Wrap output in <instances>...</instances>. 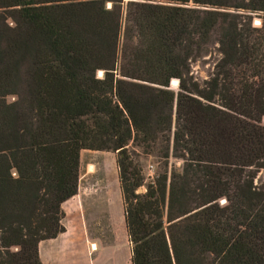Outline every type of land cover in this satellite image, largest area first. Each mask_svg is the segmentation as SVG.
<instances>
[{"label": "trees", "instance_id": "16d2710c", "mask_svg": "<svg viewBox=\"0 0 264 264\" xmlns=\"http://www.w3.org/2000/svg\"><path fill=\"white\" fill-rule=\"evenodd\" d=\"M121 5L0 0V264H40L63 232L81 150L115 152L130 264H264V0L126 1L119 48ZM157 139L144 183L128 147Z\"/></svg>", "mask_w": 264, "mask_h": 264}, {"label": "crops", "instance_id": "0c3cea01", "mask_svg": "<svg viewBox=\"0 0 264 264\" xmlns=\"http://www.w3.org/2000/svg\"><path fill=\"white\" fill-rule=\"evenodd\" d=\"M96 188L78 179L60 204L63 232L37 244L40 264H130L121 199L111 191L96 197Z\"/></svg>", "mask_w": 264, "mask_h": 264}, {"label": "rangeland", "instance_id": "374dc122", "mask_svg": "<svg viewBox=\"0 0 264 264\" xmlns=\"http://www.w3.org/2000/svg\"><path fill=\"white\" fill-rule=\"evenodd\" d=\"M130 0H122L121 13H120V32H119V41L118 47L120 48L123 45V30L125 26V2ZM236 0H230V2ZM238 1V0H237ZM110 3H106L108 8ZM202 9H208L205 6H196ZM8 25H11L9 20H6ZM252 24L253 26H258L259 19L252 15ZM134 33H131V36ZM216 34L211 32L209 35L208 42L203 46V50L200 53L199 57L189 63V73L198 83H201L202 80H205L210 75L213 65L216 60L219 58L217 52L216 44ZM96 76L100 77V73H96ZM171 81H169L170 83ZM172 86V84H170ZM171 90V89H170ZM172 90H177V84L172 86ZM15 99L14 96H7L6 101L11 102ZM261 122L264 123V119H261ZM172 127V125H171ZM162 143L157 139L154 143V147L151 152L145 154L138 149H133L128 147L130 150L135 152V159L141 168V172L144 178V183H147L154 177L156 174L162 172L165 169L163 160L158 156L157 151H160ZM181 165V162L177 159L169 156L167 160V169L171 166H174L178 169ZM78 179L82 184H90L93 186H101L100 189L96 188L95 194L96 197L106 195L107 191H111L114 195H117L120 199L118 183H117V170L115 165V152L110 151H93V150H81L78 153ZM264 181V169H260L256 172L253 178V184L259 186ZM103 186H106L105 188ZM100 193V194H99ZM105 238V237H102Z\"/></svg>", "mask_w": 264, "mask_h": 264}, {"label": "water", "instance_id": "95a60500", "mask_svg": "<svg viewBox=\"0 0 264 264\" xmlns=\"http://www.w3.org/2000/svg\"><path fill=\"white\" fill-rule=\"evenodd\" d=\"M131 1H136V0H131ZM98 77V76H97ZM175 80V79H174ZM169 84H171V82L169 83ZM177 84V80H175V85ZM169 87V86H168ZM169 89H171L172 90V86H170L169 87Z\"/></svg>", "mask_w": 264, "mask_h": 264}]
</instances>
